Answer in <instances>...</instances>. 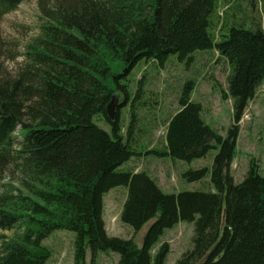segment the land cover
<instances>
[{
    "label": "trees",
    "instance_id": "16d2710c",
    "mask_svg": "<svg viewBox=\"0 0 264 264\" xmlns=\"http://www.w3.org/2000/svg\"><path fill=\"white\" fill-rule=\"evenodd\" d=\"M22 1L0 0V16ZM221 1L38 0L42 23L26 45L24 63L8 76L0 61V178L10 167L17 175L0 190V264H46L51 253L43 240L58 229L75 233V264H87L88 250L93 257L116 252L117 264H165L169 244L152 251L181 221L194 222L195 235L192 250L176 264H264V175L251 164L236 183L228 170L238 123L264 82V27L246 28L224 16L217 39ZM209 49L232 68L228 94L235 119L227 136L203 118L190 80L168 119L165 144L138 149L135 103L143 87L133 97L121 76L143 59L164 67L172 55L192 60ZM115 61L126 73H115ZM117 94L121 111L131 103L124 127L119 108L115 121L107 113ZM18 127L22 140L15 136ZM212 150L218 152L211 170L189 169L183 177L200 181L210 172L216 192L166 193L145 171L119 170L143 154L192 162ZM119 186L128 190L122 222L137 233L153 221L141 246L107 233L104 197Z\"/></svg>",
    "mask_w": 264,
    "mask_h": 264
},
{
    "label": "rangeland",
    "instance_id": "374dc122",
    "mask_svg": "<svg viewBox=\"0 0 264 264\" xmlns=\"http://www.w3.org/2000/svg\"><path fill=\"white\" fill-rule=\"evenodd\" d=\"M219 17L214 25V34L218 39L224 20H236L245 24L246 28L254 25L264 27V5L261 0H223L219 8ZM42 23V12L38 0H24L14 8L0 16V61L3 63V72L12 76L24 63V52L29 41L39 33ZM221 29V30H220ZM193 59L180 60L177 55L169 57L164 67L157 62L141 60L129 73L122 64L114 62L116 74H124L120 80L129 85L131 95L135 96L140 86L143 92L136 102L139 115L140 135L137 136L138 149H150L165 144V133L168 119L179 108V96L184 85L193 80L195 82L192 100L203 107V118L218 133L227 136L234 123L233 99L228 94V78L232 72L231 65L226 58H222L216 49L198 51ZM114 86L116 83L114 82ZM227 97H223V93ZM134 93V94H133ZM116 102L122 101L117 94ZM120 109L118 105L115 108ZM131 103L121 111L119 120L123 127L127 125ZM117 115V114H116ZM98 123L105 129L109 125L100 119ZM239 136L237 138L235 157L228 170L236 183L242 182L251 164L257 167L264 175V82L258 87L254 97L244 110L243 117L238 123ZM18 127L15 136L22 140ZM218 150H212L203 158L192 162L159 158L153 155H140L124 163L120 171H145L157 181L166 193L181 191L216 192L209 172L200 181H188L183 173L189 169L208 167L212 169L214 157ZM12 167L0 178V190L6 189L14 183L17 175L13 174ZM126 187L119 186L105 194L103 219L107 233L110 236L124 239L134 238L138 245H142L143 238L153 221L146 224L135 233L131 226L122 222L120 215L127 198ZM11 234L10 232H5ZM195 235V223L181 221L172 228L165 230L152 253L155 255L161 245L169 244V253L165 264H176L184 254L192 250ZM75 233L69 230L58 229L43 240V244L50 250V257L46 264H75L74 263ZM119 254L116 252H97L92 255L88 250L87 264H117Z\"/></svg>",
    "mask_w": 264,
    "mask_h": 264
},
{
    "label": "water",
    "instance_id": "95a60500",
    "mask_svg": "<svg viewBox=\"0 0 264 264\" xmlns=\"http://www.w3.org/2000/svg\"><path fill=\"white\" fill-rule=\"evenodd\" d=\"M116 106H117L116 97H113V99L111 100V102L109 103L107 107L108 117L112 121H115L117 117L116 112H115Z\"/></svg>",
    "mask_w": 264,
    "mask_h": 264
}]
</instances>
